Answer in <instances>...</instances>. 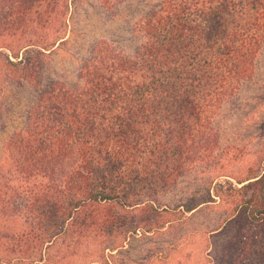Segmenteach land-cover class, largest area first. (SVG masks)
Instances as JSON below:
<instances>
[{
    "label": "trees",
    "instance_id": "obj_1",
    "mask_svg": "<svg viewBox=\"0 0 264 264\" xmlns=\"http://www.w3.org/2000/svg\"><path fill=\"white\" fill-rule=\"evenodd\" d=\"M69 1L0 2V38L13 43L1 47V75L33 93L3 146L0 264H76L83 255V264H102L115 234L161 228L150 198L194 165L219 162L209 160L212 114L254 77L264 46V0H156L135 23L131 50L94 40L68 88L45 74L63 37L35 31ZM256 156L224 182L235 206L218 231L227 240L219 264H264V146ZM222 188L186 211L223 197Z\"/></svg>",
    "mask_w": 264,
    "mask_h": 264
},
{
    "label": "rangeland",
    "instance_id": "obj_2",
    "mask_svg": "<svg viewBox=\"0 0 264 264\" xmlns=\"http://www.w3.org/2000/svg\"><path fill=\"white\" fill-rule=\"evenodd\" d=\"M156 0H134L109 8L95 0H70L68 12L56 10L46 29L36 30L59 40L45 57V74L62 81L68 88L79 84L77 78L81 59L88 46L102 39L119 51L129 52L136 41L134 25ZM1 2V0H0ZM57 2V0H55ZM1 6V4H0ZM12 45V40L3 43ZM7 53V51H5ZM0 70V166L3 146L7 138L22 127V115L32 100V90L7 83ZM216 128L213 139L217 142L207 160L194 165L185 177L166 193L155 199L157 216L163 226L151 232L114 235V249L107 250L102 264H219L218 256L226 237L218 233L234 209V198L225 197L227 176L238 178L248 166H256L260 157L257 150L264 146V46L258 58L254 77L243 84L232 98L225 100L212 114ZM255 163V164H254ZM1 168V167H0ZM5 170L3 171V173ZM223 184V197L213 196L214 202L200 205L187 212L195 200H204L212 187ZM234 186L239 187L234 183ZM151 202V201H150ZM140 216V215H139ZM138 218V217H137ZM93 250L85 253L94 257ZM87 255L73 261L83 264ZM96 260V259H93Z\"/></svg>",
    "mask_w": 264,
    "mask_h": 264
}]
</instances>
